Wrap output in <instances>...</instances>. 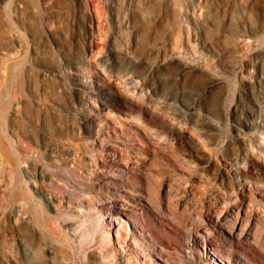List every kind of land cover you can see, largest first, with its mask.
Wrapping results in <instances>:
<instances>
[{"label": "rangeland", "instance_id": "obj_1", "mask_svg": "<svg viewBox=\"0 0 264 264\" xmlns=\"http://www.w3.org/2000/svg\"><path fill=\"white\" fill-rule=\"evenodd\" d=\"M258 79L264 85V0H0V123L17 148L0 164V264H145L153 252L130 238L156 251L161 243L139 236L142 224L163 231L168 248V261L154 254L150 264H264ZM41 158L73 170L50 175ZM110 167L122 174L109 177ZM26 169L40 174V193ZM220 182L244 186L238 212ZM109 193L130 200L109 198L114 255L103 259L73 229L85 207L106 211L94 197ZM18 210L26 213L15 219Z\"/></svg>", "mask_w": 264, "mask_h": 264}, {"label": "bare ground", "instance_id": "obj_2", "mask_svg": "<svg viewBox=\"0 0 264 264\" xmlns=\"http://www.w3.org/2000/svg\"><path fill=\"white\" fill-rule=\"evenodd\" d=\"M100 16L98 15V12L96 13V18H97V20H98V18H99ZM99 22H101V21H99L98 20V24H99ZM99 27H100V25H98ZM192 48V47H191ZM106 68V67H105ZM263 77V76H262ZM257 89L259 90V91H262V87L264 86L263 85V83H262V80L261 79H258L257 80ZM131 87L133 88L134 87V84H133V82L131 83ZM136 88V87H135ZM134 88V89H135ZM87 100H89V99H87ZM259 102L256 104V109H255V111L253 112V114L251 115V117H252V124H253V129L256 131V132H258V135L260 134L261 136H260V138L261 139H264V137L262 136V134H264V102L263 101H261V100H258ZM1 119L2 118H4V110H2L1 111V117H0ZM2 123H3V121H2ZM2 123H0L1 125H0V164H2L3 162H5V161H7L8 163H12V161H13V155L16 153V151H17V148H15L13 145H8V144H6V140L4 139L5 138V136H6V129H5V126L2 124ZM86 129L87 130H91V128L90 127H88V126H86ZM5 140V141H4ZM17 145H18V147H20V148H22V149H28V146H27V144L25 145L24 143H23V141L19 138L18 139V141H17ZM9 146V147H8ZM26 151V150H25ZM37 155H38V153H37ZM36 156V155H35ZM92 158L94 159V157L92 156ZM244 159H246V158H244ZM35 160L36 161H40L39 160V158H35ZM41 160H42V158H41ZM51 160V159H50ZM54 160V159H53ZM16 161H18V163L19 162H27L26 160H23V158L21 157H18L17 158V160ZM52 161V160H51ZM47 161L46 159H44V160H42V162H44V166L46 167V170L48 171V173L50 174V175H54V174H58L59 173V171H58V168H61V167H64L65 169H67L68 171H72L73 169L72 168H70L68 165H66L65 163L63 164V163H59V162H57V161ZM95 162H96V159H95ZM245 162H246V160H245ZM44 167V168H45ZM101 167V166H100ZM102 167H106V166H102ZM27 170V169H26ZM40 171V170H39ZM107 174H109L110 175V173L112 174V175H110L109 177H111V176H115V175H120V174H122V172L119 170V171H116V170H114L113 168H109L107 171ZM26 173H27V176L29 177V178H32V182H33V184H35L34 186H35V189L37 190V192L38 193H40V191H38L39 190V188H40V186H39V176H40V174L38 173V175L37 176H34V175H31V173H29V170H27L26 171ZM104 173V172H103ZM105 174V173H104ZM73 175V174H72ZM85 183V182H84ZM82 184V183H81ZM87 184V188H89V187H91L92 186V183L91 184H89V183H86ZM47 185H49L50 187H57V188H60V186L56 183V182H54V180H52V178H50L49 180H48V184ZM219 186H220V189L219 188H217V191L219 192V194H221L222 196H223V199H224V203L225 204H227V203H229V202H232L234 205L233 206H230V208H229V213H230V211H231V209L233 208V210L234 209H236V211H237V209H239V207H240V203L239 202H237L238 200H237V197H238V193H239V188L241 187L242 189H243V187L244 186H242L241 185V183H235V184H233L230 188H227L226 186H224L223 185V182H220L219 184H218ZM251 186V185H250ZM81 187V186H80ZM81 189V188H80ZM79 189V190H80ZM84 189V188H83ZM60 190V189H59ZM85 191V190H84ZM82 192V191H81ZM249 192L250 193H252L253 191H251L250 189H249ZM51 194H52V196H53V193H52V191H51ZM128 195L129 194H127V196H126V194H121V193H109V195L108 196H103V194H102V196L101 195H97V196H95L94 198H95V200H96V202H100L101 203V205L104 207V205H106L107 203L109 204V206H107V210L106 211H104V212H100V209H98V211L97 212H92L91 211V209H94V206L93 207H85V209H84V211H83V213L79 216V218H81L80 220V224L78 225V226H75L74 227V231H78L79 232V236H80V240H79V242L80 243H82L83 242V244H84V241H86V240H89V241H91V240H95L96 241V243H98V245L100 246V249H101V251H102V258L104 259V258H107V257H110V256H113L114 254V250L112 249V247H111V244H110V239H111V236H110V227L112 226V223H111V221H112V217L114 216V215H116V213H114V209H115V207L116 206H114L113 204H112V201H110L109 200V198L110 197H117V198H119V199H121L120 200V202H119V200H118V202L120 203V204H124L125 202L127 203H129V200H130V198H128ZM221 197V196H220ZM112 198V199H113ZM217 199V198H216ZM222 199V198H221ZM217 200H219V199H217ZM220 201V200H219ZM229 201V202H228ZM242 201H243V199H241V203H242ZM221 202V201H220ZM227 202V203H226ZM151 203H153V205L156 203H154V202H151ZM215 203V202H214ZM214 203H212V204H214ZM223 203V204H224ZM158 204V203H157ZM224 204V205H225ZM215 205H217V203L215 204ZM215 205H214V207H215ZM130 207V210H134L135 211V208H136V206L134 205L133 206V204L131 205V206H129ZM212 207V206H211ZM155 208L157 209V215H160V221H161V223H165L166 224V222L168 223V221H164V220H166V218H164V217H166V214H165V211H163L162 209H161V206L159 207L158 205H155ZM173 208V207H172ZM216 208H218V206L216 207ZM215 208V209H216ZM174 209V208H173ZM172 209V210H173ZM17 210V209H16ZM19 211L20 210H18L16 213H15V219L17 218V216H20V215H22V214H25L26 213V211L25 212H22V214H19ZM202 211V210H201ZM239 211V210H238ZM237 211V212H238ZM216 212V211H215ZM172 213H174V212H172ZM119 215V214H118ZM198 216H199V213L197 214ZM201 215V214H200ZM171 216H173V214L171 215ZM19 218V217H18ZM105 218H107V219H105ZM131 218L133 219V222L135 223V222H138V218L135 216V215H133V216H131ZM172 218V217H171ZM202 218V217H201ZM231 218V217H230ZM102 220V223L101 224H99L97 221L98 220ZM168 219H170V218H168ZM167 219V220H168ZM18 220V219H17ZM94 220H97V221H94ZM174 220V219H173ZM224 221L223 222H225L227 225H229V230L232 232V231H235L236 230V228H237V224H236V222L235 221H231V220H229L228 218H227V215L224 217V219H223ZM233 220V219H232ZM234 220H236V218L234 219ZM237 221V220H236ZM173 223V222H172ZM195 224L197 223V222H194ZM125 224H126V226L128 227V219L127 220H125ZM200 224V223H199ZM205 224H207V223H205ZM123 225V227H124V224L123 223H121V226ZM169 226V225H168ZM195 227H196V225H194ZM192 227H193V225H192ZM197 227H202V231L204 230V231H206V232H210V229L212 228H210L209 226H207V225H203V226H197ZM194 229V228H193ZM197 229H199V228H196V230ZM128 230H129V227H128ZM158 230V229H157ZM248 230H250V229H248ZM139 231H140V233H139V236L140 235H144V234H148L149 236H150V238L152 239V241L154 242V243H161V246L159 247V249H157V251H156V247L153 245V244H151L150 242H148V244L147 243H145L144 241H142L141 243L142 244H139V243H137V240L135 239V237L134 238H130V239H132V241H133V243H135L136 245H137V249H139V250H144V249H147L149 252H151L152 254H150V259L149 260H147L146 262H145V264H150V260H152L153 258H152V256L154 255V254H156L157 255V257H159V259H163L164 261L166 260V261H168L167 259H166V257H164V255H167V250H168V248L162 243V236H163V231L161 232L160 230L157 232V235H153L151 232H150V230H149V226L148 225H143L142 224V226H141V228L139 229ZM195 231V230H194ZM203 231V232H204ZM213 231V230H212ZM244 231H245V228H243V227H239V228H237V232H238V234L241 236L243 233H244ZM251 231V230H250ZM199 232L200 233H203V232H201L200 230H199ZM115 233H116V241L117 242H120V240H119V236H118V234L120 233V229L119 228H117L116 229V231H115ZM205 233V232H204ZM247 233V232H246ZM259 233V232H258ZM128 234H129V231H127V233H126V238H128L129 236H128ZM158 234H159V237H158ZM200 235H202V234H200ZM246 235V234H245ZM254 235H255V233H254ZM257 236H258V234H256ZM203 236V235H202ZM212 236V235H211ZM243 236V235H242ZM213 237H215V236H213ZM221 236H218V239H221L220 238ZM206 238H207V236H206ZM217 238V237H216ZM222 238H224V237H222ZM231 240V239H230ZM229 240V242H230V245H231V241ZM87 242V241H86ZM219 242V241H218ZM220 243H222V242H220ZM223 243H224V241H223ZM217 244V243H216ZM203 246H204V254L206 255V256H208V252H207V246L204 244V242H203ZM218 246V245H217ZM226 247H227V245H226ZM229 247V246H228ZM210 249H212V250H214L215 251V249H214V247H210ZM227 249V248H226ZM229 249V248H228ZM214 251L212 252V253H214ZM229 251V250H228ZM231 257V256H230ZM158 259V258H157ZM184 259V258H183ZM182 259V256L179 258V260H180V264H186V262L184 261ZM220 260L221 261H223V263L224 264H230V258L229 257H227V261H224L222 258H220ZM188 261V260H187ZM237 261V260H236ZM13 262H15V264H25V262H23L22 260H20V259H17L16 257H14V259H13ZM51 262V264H53L55 261L54 260H51L50 261ZM178 263V262H177ZM212 263L213 264H220L219 262H216V260H213L212 261ZM236 264H237V262H235ZM240 264H245L244 262H240Z\"/></svg>", "mask_w": 264, "mask_h": 264}]
</instances>
